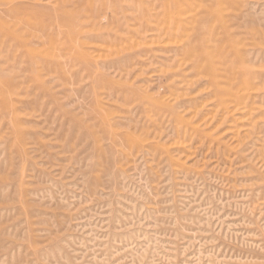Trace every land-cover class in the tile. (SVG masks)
Returning <instances> with one entry per match:
<instances>
[{
    "label": "rangeland",
    "instance_id": "obj_1",
    "mask_svg": "<svg viewBox=\"0 0 264 264\" xmlns=\"http://www.w3.org/2000/svg\"><path fill=\"white\" fill-rule=\"evenodd\" d=\"M0 264H264V0H0Z\"/></svg>",
    "mask_w": 264,
    "mask_h": 264
},
{
    "label": "bare ground",
    "instance_id": "obj_2",
    "mask_svg": "<svg viewBox=\"0 0 264 264\" xmlns=\"http://www.w3.org/2000/svg\"><path fill=\"white\" fill-rule=\"evenodd\" d=\"M219 1V0H218ZM222 1V0H221ZM223 3V2H222ZM212 35V34H211ZM212 39V38H211ZM212 49V48H211ZM193 50V49H192ZM210 50V49H209ZM190 51V50H189ZM188 51V52H189ZM212 51V50H211ZM205 52V51H204ZM210 52V51H209ZM202 53H203V50H202ZM242 53V52H241ZM206 55H207V53H206ZM211 56V55H210ZM191 57V56H190ZM211 57H213V56H211ZM217 59V58H216ZM221 59V58H220ZM208 60H210V59H208ZM214 60H215V58H214ZM208 62H210V61H208ZM212 62H213V59H212ZM237 63V62H236ZM245 64V63H244ZM214 65V64H213ZM218 65V64H217ZM216 65V63H215V66H217ZM247 65V64H246ZM212 65H210V67H211ZM242 67V66H241ZM212 68V67H211ZM216 69V68H215ZM215 72H217L216 70H214ZM220 72H222L221 70H220ZM235 74V73H234ZM233 77V76H232ZM215 78V77H214ZM220 78V77H219ZM217 79H218V77H217ZM235 80L232 82V85H236V83H235V81L236 80H238L236 77L234 78ZM215 80H216V78H215ZM229 80V79H228ZM251 80H249V78L247 79H245L244 77L243 78H239V80L237 81V83H239V84H241L242 86L240 87V89L239 90H237L236 91V93H234V94H231L232 95V98L240 105L238 108H237V110L239 111V112H246V113H248L249 115L250 114H252L253 113V106H249V107H247L248 105H247V103H246V101L247 100H250V99H253L254 97L249 93L250 91H248V93H244V90H246V89H249V90H251L250 89V86H251ZM217 82V81H216ZM218 84V83H217ZM231 90V89H230ZM238 120V119H237ZM237 131V130H236ZM235 131V132H236Z\"/></svg>",
    "mask_w": 264,
    "mask_h": 264
}]
</instances>
